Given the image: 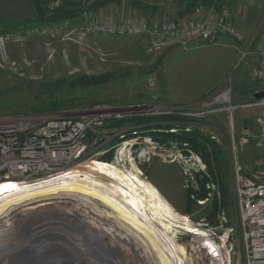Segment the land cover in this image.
<instances>
[{"label": "rangeland", "instance_id": "rangeland-1", "mask_svg": "<svg viewBox=\"0 0 264 264\" xmlns=\"http://www.w3.org/2000/svg\"><path fill=\"white\" fill-rule=\"evenodd\" d=\"M29 1L3 0L4 3L0 2V35L19 33L16 29L30 25L36 20V16L30 18L35 7L33 1ZM69 1L88 6L97 0H48V6L59 2L61 7ZM225 1L229 6V0ZM144 5L148 8L147 11L142 8ZM162 6V0H122L89 12L93 14L89 22L127 20L158 22L171 18L174 13H181L176 9L170 12L164 11ZM27 8L31 10L34 8V10L28 12ZM183 13L191 12L186 10ZM231 16L236 26L245 33L247 41L246 25L236 20L232 13ZM61 26L63 27L60 31L58 30V34L41 32L22 39H11L1 48L0 117L33 114L46 111L53 105L60 110L108 106L136 108L143 113L148 111L150 114H157V116L147 115L148 117L145 118L164 117L166 113H169L170 117L179 116L180 113L195 114L205 109L216 94L231 88L233 105L239 107L232 115L220 113L200 118H187L182 122L173 123L178 124L176 126H182L185 132L198 129L209 135L219 146L227 165L229 193L226 214L235 225L237 209L233 191L234 167L238 164L247 174L251 173L254 170L255 161L262 156L263 145L261 130L256 124V119L260 117V109L258 111L241 108L248 103L243 99L244 93L257 92L258 89L253 86L256 80V62L248 58L249 52L243 48V44L228 38L222 39L216 45H199L190 50H183L178 44H173L161 53L147 55L140 41L133 37L101 35L87 40L84 44L64 41L63 34L74 29L64 24ZM260 36L258 46L264 45V36L261 38ZM245 53L246 56H244ZM103 75L109 76L110 80L97 85L92 83L91 79ZM178 130L173 127L169 132L176 134ZM174 143L170 146L175 145ZM157 144L159 146L156 147L158 149L156 152L162 153V156L155 157L150 165L141 168L148 178L147 182L155 186L179 214L190 216L195 222L205 220L212 224L209 215L215 203L219 206L222 202L219 186L220 197L217 194L213 195L204 205H199L198 201L201 202V200L197 199L195 193L200 190V185L198 191L185 190L181 168L177 164L170 163L166 157L167 153L164 150H168V146H163L159 142ZM109 158L106 160H110ZM75 208H77L76 215L74 217L68 215V219L78 218L86 211L79 206ZM81 212L83 213L80 214ZM88 216L97 218L94 214ZM13 228L15 233L11 236L13 239L16 238L18 243L22 239L20 236H24L23 242L26 243L31 239L29 237L34 235L29 233L30 227H27L23 235L20 229L14 226ZM10 231H5L8 235L0 237V241L4 240L0 243L4 246L0 249V264H9V262L23 264L22 255L15 254L18 256L15 260L10 258L16 257L11 255L15 248L11 250V245H16L10 244ZM42 235L44 239H48L45 243L48 246H52V241L62 245L61 241H56L55 233ZM77 235L76 238L80 237V234ZM70 238L66 237L68 243ZM34 243V246L40 245L43 241ZM68 243L67 246L70 247L77 245L74 241H72L73 244L70 243L71 245ZM89 245L87 244V249L91 251L94 246ZM104 245L106 246L105 243ZM98 246V249H95L101 255L104 250L100 253L102 245L98 244ZM114 260H116L115 264H121L118 258Z\"/></svg>", "mask_w": 264, "mask_h": 264}, {"label": "built area", "instance_id": "built-area-1", "mask_svg": "<svg viewBox=\"0 0 264 264\" xmlns=\"http://www.w3.org/2000/svg\"><path fill=\"white\" fill-rule=\"evenodd\" d=\"M58 7L59 2L50 5L52 10ZM190 12L174 13L171 18L158 22L91 21L78 29L66 31L63 40L84 44L87 40L101 35L133 37L140 41L147 55L161 53L173 44H178L183 50H190L197 45H216L227 38L245 44L247 37L232 21L231 11L225 0H214L210 6L199 5ZM61 27L63 26L0 35V51L11 39H22L41 32L58 34ZM256 54L258 64L255 79L264 81V45L258 46ZM246 55L245 53L244 56ZM263 92L258 90L255 97ZM205 107L200 113H180L179 117L200 118L220 113L232 115L239 108L233 105L231 88L216 94ZM241 108L260 109L257 124L261 130L263 145L262 156L255 161L251 173L247 174L238 164L234 167L236 224L231 223L225 211L217 215L214 224L205 220L195 222L190 216L183 215L185 217L183 219L186 220L183 223L188 222L194 227L195 232L190 233L182 227H175V230L168 233L174 246L178 245L184 249V252L180 253L182 260L175 259L179 264H264V98L254 99ZM147 115L157 116L148 111L140 112L136 108L95 106L88 109L0 117V187L11 185L13 186L10 187L11 192L18 193L20 190L30 191L52 185L64 178L80 174L87 161L114 165L127 174L136 173L147 181L148 178L141 168L150 165L155 157L162 156V153L156 152L159 144L145 134L143 128L146 125L129 123L116 125L124 120L145 118ZM168 115L169 113H166V116ZM167 148L169 149L164 151L167 153L168 161L181 168L184 189L198 191L199 178L208 176L207 165L202 157L186 146L180 147L175 144ZM108 158L110 160H106ZM206 189L207 199L198 201L201 206L213 195L217 194L220 197L215 183L207 184ZM57 201H60L61 205H72L66 199ZM23 208L25 206L11 207L10 211L14 214ZM11 221L16 229L21 230L22 235L26 233L24 232L27 231L26 224L16 225L18 222ZM63 232L71 237L74 236V231L65 226L57 232L58 235H55L56 241L67 245L68 241ZM33 233L36 235L29 237L33 242L45 240L43 233L40 234V229L31 230L30 234ZM20 237L24 239V236ZM72 241L75 239L70 238L68 244H73ZM82 243L83 246L88 244L86 241ZM60 250L62 248L58 251ZM78 251L76 247H71L70 251H64L63 255L62 252L58 254V257L66 259L65 262L56 258L53 260L66 264H83ZM93 254L97 255V249ZM36 257L32 261H37L43 256H38L37 259ZM28 258L21 261L26 264Z\"/></svg>", "mask_w": 264, "mask_h": 264}, {"label": "bare ground", "instance_id": "bare-ground-1", "mask_svg": "<svg viewBox=\"0 0 264 264\" xmlns=\"http://www.w3.org/2000/svg\"><path fill=\"white\" fill-rule=\"evenodd\" d=\"M83 167L80 174L30 191L12 193L10 187L13 186H1L0 237L8 235L5 233L8 230H11L9 236L15 233L11 220L18 222L16 225L33 221L31 224L26 223V227H30V231L40 229V234L45 235H58L61 227L67 226L74 231L71 238L75 239L74 244L77 245L73 247L79 250L82 257L80 260L84 264H115L114 259L117 258L121 260V264H179L175 259L182 260L180 253L184 249L174 246L168 233L175 230V227H182L190 233L195 232V229L188 222L183 223L186 221L184 216L174 210L158 189L136 173L127 174L114 165L87 161ZM59 199L69 200L72 205H61L57 201ZM19 206L25 208L14 214L10 211L11 207ZM78 206L86 210L84 214L68 219V215H76L75 207ZM89 214H94L97 218L90 217ZM63 233L69 238L68 234ZM77 234L80 237L76 238ZM12 237L10 244L16 246L11 245V250L15 248L13 253H9L22 255L23 259L29 257L26 264L52 262L55 258L65 262L66 259L58 257V254L62 252L63 255L64 251L68 252L71 248L66 243L61 242L62 245H59L53 241L50 242L52 246H48L45 244L48 239L39 246L29 238L26 243L23 239L18 243ZM83 241L93 245L94 250L88 251L87 245L83 246ZM2 242L4 240L0 241ZM98 244L102 245L100 253L103 250L104 253L94 255ZM1 247L3 249L4 246L0 245V249ZM37 255L43 257H40L41 260L38 257L39 262L32 261ZM10 258L15 260L18 256Z\"/></svg>", "mask_w": 264, "mask_h": 264}, {"label": "trees", "instance_id": "trees-1", "mask_svg": "<svg viewBox=\"0 0 264 264\" xmlns=\"http://www.w3.org/2000/svg\"><path fill=\"white\" fill-rule=\"evenodd\" d=\"M32 1L36 10V20L30 25H25L19 29H16L18 32L26 33L29 31H38L61 26L72 21L76 17L82 16L85 13L96 11L109 3L120 2L122 0H97L88 6H83L82 4L75 1H69L63 6L53 10L48 6V0ZM212 1L213 0H191L188 2V6L190 9H193L199 5L210 6L212 5ZM91 80L93 84L97 85L108 82L110 78L107 75H103ZM59 110L60 109L56 105H53L52 108L46 111H38L37 113L55 112ZM184 119L186 118L179 116H164L158 118L139 117L118 122L116 125H123L125 123L134 125L145 124L146 126L143 128L145 134L151 136L155 141L159 142L163 146H170V144L175 142L174 144L180 147L186 146L187 148L194 150L202 157L209 171L207 177L204 176L199 178L200 190L195 194L197 199L204 201L207 199L208 195V191L206 189L207 184L213 182L217 185V187L219 186L222 197V199L220 198L222 200L221 205L218 206V204L215 203L213 211L209 215L210 222L214 224L219 213L222 211L227 212V197L229 189L227 186L226 159L224 158L217 143L212 140L209 135L200 132L198 129L193 130L192 132H185L182 126H176L178 124L173 123L175 121L178 123L182 122ZM173 127L179 129L176 134L169 132V130Z\"/></svg>", "mask_w": 264, "mask_h": 264}, {"label": "crops", "instance_id": "crops-1", "mask_svg": "<svg viewBox=\"0 0 264 264\" xmlns=\"http://www.w3.org/2000/svg\"><path fill=\"white\" fill-rule=\"evenodd\" d=\"M27 1L30 2L29 0ZM189 1L191 0H162V5H163L162 7L164 8V11L167 10L170 12L176 9L177 11L183 13L186 12V10L189 11L192 10L188 6ZM0 2H3V0H0ZM228 4L233 17L236 20L243 22L248 29V39L245 42V44H243V48L246 49L247 52H249L248 58L253 59L252 61L256 62V68H257L258 56L255 53L257 46L260 43L259 36L260 35L264 36V0H229ZM26 7H28V5ZM141 7L139 8L140 9L145 8V11L148 10V8H146L145 5L142 8ZM27 10L28 12H30L34 10V8L32 10L27 8ZM35 16L36 15L34 10L30 18L32 19ZM91 16H93L92 13L85 14L79 16L77 20L74 19L64 25L68 26L69 28L71 27L73 29H77L86 25L91 19ZM197 46H194L193 48H196ZM253 86H255L256 89L258 87L257 91L258 90L264 91V81L255 80ZM255 93L256 91L252 93L247 91V93H244L243 99L246 100V103L252 102L255 99ZM244 109L245 110L257 109L259 111V108H244Z\"/></svg>", "mask_w": 264, "mask_h": 264}, {"label": "water", "instance_id": "water-1", "mask_svg": "<svg viewBox=\"0 0 264 264\" xmlns=\"http://www.w3.org/2000/svg\"><path fill=\"white\" fill-rule=\"evenodd\" d=\"M262 98H264V92L263 93H260V94H258V95H256V97H255V99L256 100H260V99H262ZM39 246V245H38ZM35 249V248H34ZM38 257V256H37ZM37 257H36V259H37ZM36 262H39V261H36ZM32 264H34V263H32ZM39 264H66V263H63V262H60V261H55V260H53L52 262H48V261H46V262H42V263H39ZM67 264H69V263H67ZM71 264V263H70Z\"/></svg>", "mask_w": 264, "mask_h": 264}]
</instances>
